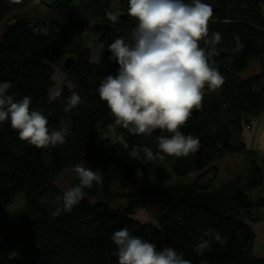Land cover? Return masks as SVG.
Returning a JSON list of instances; mask_svg holds the SVG:
<instances>
[{"label":"trees","instance_id":"16d2710c","mask_svg":"<svg viewBox=\"0 0 264 264\" xmlns=\"http://www.w3.org/2000/svg\"><path fill=\"white\" fill-rule=\"evenodd\" d=\"M44 2L55 8L47 21L20 18L0 33V82H11L8 92L18 100L29 96L30 109L48 118L50 132L66 129V142L37 148L20 140L10 122H0V264H118L110 237L122 228L154 243L157 250L173 247L192 264L201 260L208 264H264L253 255L251 227L264 216V161L259 166L256 155L241 140L244 130L264 114V0H202L213 9L205 39L211 40L216 32L221 35L215 45L219 55L212 61L224 83L216 91L204 92L201 109H194L182 127L185 135L199 139V148L179 158L159 152V130L137 136L115 125L97 91L103 77L116 75L119 67L109 60L108 46L121 37L131 43L137 21L127 14L128 0H39L38 4L34 0H0V23L15 10ZM71 2L76 15L67 10ZM108 12L118 15L116 23L107 19ZM85 33L101 46V64L92 61ZM200 46H206L204 40ZM69 57L72 64L64 69L63 60ZM251 64L258 71L242 78ZM56 68L70 87H62L51 98ZM73 92L82 103L65 112ZM108 127L113 128L114 143L104 139L94 146L95 135ZM145 147L152 150V160L146 158ZM233 155L242 160L238 176L242 191L224 216L173 205L165 207L157 225L139 224L132 217L144 200L128 199L127 205L114 208L87 197L71 212L56 214L62 208L58 197L63 191L55 179L83 163H93L106 184L117 190L129 188L139 173L158 184L185 181L197 174L200 178L190 183L211 190L219 183L215 163ZM210 174L206 182H198ZM254 190L255 202L251 199ZM19 195L23 208L9 212L7 207ZM209 229L216 230L225 243L204 235ZM204 240L209 247L198 255L196 246Z\"/></svg>","mask_w":264,"mask_h":264},{"label":"clouds","instance_id":"9594fccd","mask_svg":"<svg viewBox=\"0 0 264 264\" xmlns=\"http://www.w3.org/2000/svg\"><path fill=\"white\" fill-rule=\"evenodd\" d=\"M16 2V0H11ZM39 3V0H34ZM128 16L137 23L132 29L131 43L121 38L108 46L109 60L119 67L116 75L109 74L97 89L100 99L106 102L115 125L126 129L130 135L150 136L159 130L157 147L168 156L186 157L199 148V139L185 135L181 129L192 111L202 107L204 89L214 91L224 83L223 76L213 66L212 57L219 55L215 45L220 33L208 36V24L213 16L210 4L202 0H128ZM107 19L116 23L118 15L106 13ZM205 41V47L200 41ZM11 82H0V122L8 121L19 139L37 148H47L66 142L67 130L49 131L48 118L38 110H31V98L16 99L9 94ZM59 95V93H57ZM82 103L73 92L66 101L65 112ZM148 160L153 159L151 149H143ZM162 158V157H161ZM78 181L63 192L61 211L69 213L88 194L94 182L97 193L103 192L101 172L85 166L73 168L70 177ZM204 235L214 236L221 245L225 238L213 229ZM111 241L116 246L118 264H192L182 253L171 246L157 250L154 243L132 236L127 228L114 231ZM209 247L207 240L197 244L198 255ZM200 264H208L201 260Z\"/></svg>","mask_w":264,"mask_h":264},{"label":"rangeland","instance_id":"374dc122","mask_svg":"<svg viewBox=\"0 0 264 264\" xmlns=\"http://www.w3.org/2000/svg\"><path fill=\"white\" fill-rule=\"evenodd\" d=\"M67 10L73 12L75 15L77 14V10L74 3H70L67 6ZM54 10V5L52 3H42L40 5H32L26 6L22 9L15 10L11 14H9L4 21L0 23V33L12 22L20 19L26 18L31 20L32 22L43 20L47 21L51 15V11ZM85 43L91 53L92 61L98 64L102 63V49L101 46L97 43V39L85 33ZM258 71V67L256 64H251L249 71L247 70L244 72L241 77L248 78L251 74H255ZM57 81L52 89L50 97L52 98L62 87H70V84L66 81L65 75L58 69H55ZM249 72V73H248ZM209 89L207 86L203 90L204 92L208 91ZM216 91V90H214ZM264 116V114H263ZM246 130V129H245ZM248 132L244 133L246 136ZM251 134V133H250ZM252 137V136H251ZM251 137L248 138L249 142L247 143V147L250 148L254 154L256 163L260 166L264 161V136L261 138L260 142L257 140L252 141ZM108 139L111 143H114L115 136L112 127H108L106 130H100L94 137L93 144L97 147L100 141ZM261 143V145H260ZM80 166H85L87 168H93V163H83ZM217 168V181L221 182L224 180H231L239 176L242 171L243 165L242 160L238 156H227L224 159L215 163ZM96 170V169H95ZM73 174V169L66 170L62 172L58 177L55 179V185L61 189L63 192L69 188L67 183L68 178L70 175ZM212 174V173H211ZM211 174L206 177V179H201L198 181L199 183H204L211 177ZM200 178V177H199ZM197 174L190 175L188 178L185 179V182H192L194 180L199 179ZM152 180L150 177L145 173H139L136 175L135 179L133 180L132 184L127 188L125 191L132 192L136 189H139L142 186L150 185ZM111 189H115L114 185H111ZM257 198V190L251 192V199L253 202L256 201ZM128 199H118L111 202V205L116 208L119 206H124L128 204ZM145 203L143 206L138 207L135 209L134 219L139 224H150V225H157V218L160 216L164 211L165 207L162 204L155 203L152 200H144ZM24 206V201L21 195L17 196L12 204L7 207L9 212H18ZM264 220V216H263Z\"/></svg>","mask_w":264,"mask_h":264},{"label":"water","instance_id":"95a60500","mask_svg":"<svg viewBox=\"0 0 264 264\" xmlns=\"http://www.w3.org/2000/svg\"><path fill=\"white\" fill-rule=\"evenodd\" d=\"M72 61L73 59L71 57L63 60V68L68 69ZM89 169L93 172L97 171L93 168ZM70 177L67 180L69 187L70 184L75 185L78 183L76 179ZM96 187L94 182L92 189H84L88 193L85 197L106 203H111L118 199L139 198L142 200H152L166 207L184 205L190 208L204 210L216 216H224L242 191L239 177L219 182L211 190L197 189L193 183L177 181L170 184L151 183L148 186H142L139 189L128 192L125 190L111 189L106 184L104 177L103 192L97 193Z\"/></svg>","mask_w":264,"mask_h":264},{"label":"crops","instance_id":"0c3cea01","mask_svg":"<svg viewBox=\"0 0 264 264\" xmlns=\"http://www.w3.org/2000/svg\"><path fill=\"white\" fill-rule=\"evenodd\" d=\"M246 132H248V134H246L245 136L244 133ZM263 136H264V116L262 115L259 118L253 120V122L250 125V128L244 130L243 134L241 135V140L247 146V143L249 142L248 140L249 137H251L252 141L257 140L258 142H260ZM251 227L255 235L253 251H252L253 255L257 259L264 260V220H262L259 224L252 225Z\"/></svg>","mask_w":264,"mask_h":264},{"label":"bare ground","instance_id":"6f19581e","mask_svg":"<svg viewBox=\"0 0 264 264\" xmlns=\"http://www.w3.org/2000/svg\"><path fill=\"white\" fill-rule=\"evenodd\" d=\"M235 179V178H234ZM222 182V181H221Z\"/></svg>","mask_w":264,"mask_h":264}]
</instances>
